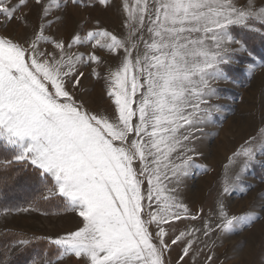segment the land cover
Here are the masks:
<instances>
[{"label": "snow or ice", "instance_id": "6c2138e0", "mask_svg": "<svg viewBox=\"0 0 264 264\" xmlns=\"http://www.w3.org/2000/svg\"><path fill=\"white\" fill-rule=\"evenodd\" d=\"M21 6L26 0H0V20L19 19L15 13ZM122 7L129 29L124 39L89 31L67 46L94 41L93 48L109 53L123 50L120 64L105 78L113 106L109 114L93 113L69 90L84 75L78 66L100 63L95 54L85 61L83 55L65 52L63 42L48 40L43 28L25 41L27 46L0 36V150L6 153L0 172L7 174L15 165L19 171L31 168L44 185L43 199L62 197L78 211L83 226L51 240L58 259L165 264L169 245L163 225L189 211L178 192L181 177L193 166V133L209 112L202 105L216 94L212 82L227 79L224 66L236 62V53L252 55L234 30L246 29L264 43V7L257 9L255 0L243 5L239 0H124ZM41 41L53 44L59 56L42 50ZM261 136L255 147L246 141L249 147L234 153L245 158L242 171L257 154L264 155ZM234 190L225 183V193ZM218 204V228L225 234L261 219L255 212L229 216ZM185 235L180 232L172 244ZM190 248L191 242L183 256Z\"/></svg>", "mask_w": 264, "mask_h": 264}, {"label": "rangeland", "instance_id": "374dc122", "mask_svg": "<svg viewBox=\"0 0 264 264\" xmlns=\"http://www.w3.org/2000/svg\"><path fill=\"white\" fill-rule=\"evenodd\" d=\"M239 2L243 5L247 0ZM11 3L19 4V0ZM123 3L124 0H108L107 4H101L95 0L74 5L71 0H40V3L26 0V6L15 13L19 19L6 24L0 20V36L27 46L25 41L35 39L43 28L48 40L63 42L65 52L83 55L85 61L90 54H95L100 63L78 66V72L83 71L84 75L77 88L69 90L74 91L78 103H84L93 113L109 114L113 106L107 96L105 78L120 64L123 50L118 54L109 53L93 48L94 41L72 49L67 46L76 35L84 37L89 31H107L124 39L129 29ZM49 5L52 6L45 13ZM255 6L264 7V0H255ZM234 31L237 37L251 34L248 47L256 49L260 42L257 34L242 28ZM40 47L59 56V50L51 43L41 41ZM251 53H236V62L224 66L227 79L212 82L216 94L202 105L209 112L199 130L193 133L191 146L195 151L189 153L193 166L187 176L181 177L178 192L179 200L189 211L180 220L163 225L168 230L165 240L169 245L164 252L165 264H264V155L257 154L256 160L243 171L245 158L234 156L249 147L246 141L254 147L258 145L264 133V50L261 54ZM226 182L236 190L225 193ZM14 193V198L22 200L29 190L23 186ZM39 194L41 198L42 194L47 195L45 189ZM49 199H53L50 209L44 210L43 205L40 209L22 205L0 211V264H46L49 259L54 264H82L75 256L58 259L57 246L51 244V240L82 227V217L67 206L64 198ZM218 202L223 203L229 216L255 212L261 219L236 234H225L218 228L222 222ZM193 216L196 218L192 219ZM150 231L154 234L156 226L151 225ZM180 232L186 233L185 237L172 244ZM21 239L28 244H20ZM189 242V254L183 256Z\"/></svg>", "mask_w": 264, "mask_h": 264}, {"label": "trees", "instance_id": "16d2710c", "mask_svg": "<svg viewBox=\"0 0 264 264\" xmlns=\"http://www.w3.org/2000/svg\"><path fill=\"white\" fill-rule=\"evenodd\" d=\"M93 1L95 0H83V3H88ZM246 35L247 37L241 36L238 38L239 39L242 38V40H246L248 43L249 42L248 36L249 35L251 36V34L247 32ZM263 45L264 43H262L260 40L258 46H256V49L253 48L251 49V47L250 49L255 53H260L261 51L264 50L262 49L264 48ZM5 155L6 153L0 150V158H4ZM23 186H26V188L29 190L27 196H25L22 199L25 200V202L20 200L21 198H14L15 197L14 195L16 194L15 193L13 194V191L15 189H19V187H23ZM42 189L45 188L44 185L41 183V178L38 177L36 172L33 171L31 168H28L25 171H19V165H15L12 169L9 170L7 174H5L4 172H0V211L6 207H16L22 205H33L39 209H40V205L41 206L43 205L44 210L45 207H49L50 209L51 207L50 203L53 201V199H43L39 197L40 196L39 191Z\"/></svg>", "mask_w": 264, "mask_h": 264}]
</instances>
